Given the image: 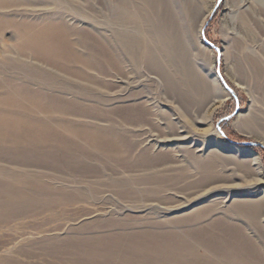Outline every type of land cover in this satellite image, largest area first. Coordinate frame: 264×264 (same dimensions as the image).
<instances>
[{
	"label": "rangeland",
	"instance_id": "374dc122",
	"mask_svg": "<svg viewBox=\"0 0 264 264\" xmlns=\"http://www.w3.org/2000/svg\"><path fill=\"white\" fill-rule=\"evenodd\" d=\"M76 1L68 0L65 2L63 0V3L56 1L54 4L52 1V3L47 1V6L44 5L46 1H43L44 3L41 2L42 4L40 3L39 7L34 6V10L37 13L26 12L23 16L34 17V27H39V25L41 26L52 20L58 22L56 20L61 17L62 22L66 26L62 25L68 30L65 33L67 34L65 39L75 42L78 51L82 54L86 53L90 57L94 56L91 50L94 48V40H96L97 36L99 37L96 32L102 34V39L113 41L117 31H128L130 35H139L140 30L145 26L142 24L141 18L145 19L144 21L151 20L154 25H161L164 34L169 38L168 42L170 44L167 54H161L159 58L163 61L170 58L172 64H175L179 71L182 72L183 69H187L192 72L189 84L190 101L186 106L181 107L184 110H175V105L178 106V103L173 99L174 97L172 98V95L157 80H154L156 75L149 72L146 69V65L140 62L126 61L124 64L122 63L121 73L128 78L126 79L128 85L122 84L119 87V84H116L123 79L119 75L117 78L111 75L101 76L100 81L96 83L102 84L104 88L98 93L95 89V82H92V85L91 81L74 77L72 73L61 72V70L50 64L45 63L44 65V62L41 63V60H37L34 57H28L27 59L30 63H33L32 65L36 66L35 77L27 80L23 74L25 71L20 67L22 64L20 62L17 63L16 60L9 61V59H13V53L10 54L11 52L5 50L3 54L0 48V93L10 94L12 84L14 86H24L32 91L43 92L55 97L61 101L60 104L70 109V112L65 115L60 111L44 113L40 108L23 101V105L32 116L44 123L47 122L51 127L68 138L70 142L69 152L59 150L55 146L43 145L37 150H30L32 156L30 155V158H26L25 156H28L26 154L17 153L10 149L8 151L1 149L0 170L9 174L12 169L13 171H20V169L14 168L15 166L29 165L28 167L34 171L33 175L38 177L39 180L35 178H27L26 180L21 178L14 179L12 177H3L4 175L0 173V184L10 182L11 186L33 194L45 192H42V190L46 186L52 192L62 195L73 194L79 197L77 201L63 203L48 210L35 212L36 214L19 217L10 222L8 221V223L0 222V256L20 264H98L99 261L95 263L94 260L86 258L83 250L79 256L73 255L74 253L72 254L67 249V246L65 247L62 239L67 236L83 239L102 237L103 233L107 234L105 232H108V229H96L94 227L95 224H111L115 222L121 224L119 228L109 229L111 230L110 232L115 234L120 233V231L124 232L123 228L130 230L129 227H134L142 222L157 223L163 228H170L171 232H177L176 229L164 225V222H171L176 218H184L192 208H184L196 197L190 191L176 192V190L172 189L166 191L161 189L160 192L154 194L141 191L147 185L134 183L131 185L127 183L126 176L128 173H123V166L116 163L108 152L95 148V146L83 141L78 136H68L65 132L63 126L69 122L75 127L87 125L94 128L96 126L101 131L103 130L104 134H108L112 122L108 111L116 105L125 104L111 102L110 98L115 91L123 94L130 89L134 93H140V100L149 99L152 104L164 109L167 108V101L173 102L171 110L174 113H178L174 117L180 121L179 125L182 126L181 134L186 135V139L177 144L180 148L175 153L171 151L170 146L172 145H166V147L162 148H145L146 144L144 143L138 146L137 149L132 151V169L136 168L137 163L140 162L138 160L141 158L140 150L146 151L144 153L146 154L145 156H148V161H150V164L156 165L157 169L162 170L160 173L162 176L176 175L178 170L182 168H191L194 165L191 159V155L195 151L193 150L194 145L200 147L201 143L204 142L203 147L208 148L209 144H213L210 134L207 133L203 136L198 132V129L207 128L213 129L218 139L225 145H235L237 148H241L240 150L242 148L251 149L261 155L262 174L260 176L264 181V134L256 130L254 126L239 127L235 123L237 113L240 116L251 114L253 119H261L264 123V96L261 86L251 78L248 72V75L246 73L245 76L239 77L234 67L237 60L241 63L242 57L247 52L264 50V6L257 3L260 0H220L218 7L209 20L207 18L211 11L208 15L206 13L212 4L214 6L218 0L215 2L214 0H165L167 11L164 13L162 8L160 9V20L148 13L140 0H135L132 7L130 5L124 10L123 7L118 5L115 11L114 9L111 11L110 0H89L78 6H76L78 4V2L75 3ZM76 10L87 14L88 19L80 16L76 17L73 14ZM4 11L0 14H8L4 13ZM118 14H121L120 19L124 18L119 24L114 21L117 20ZM122 14H124L123 17ZM20 15L18 14L15 18L17 20L20 19ZM204 15L207 17L203 25L205 22L207 23L203 36L213 46L204 44L201 35L200 41L202 45L212 52L214 55L213 59L210 58L209 52L202 53L199 51L196 53L195 49L198 40L197 28H199ZM0 37L3 39L1 43H6L9 46L14 45L10 29L4 30ZM215 47L219 49L218 53ZM224 47H226L225 55L222 53L225 52ZM217 56L219 57L218 60ZM241 64L243 70H245L246 65L244 63ZM46 65L48 66L46 67ZM104 67L107 69L105 65ZM14 68L19 69V71ZM208 70L210 71L209 74ZM86 71L87 73L95 74L94 70L88 69ZM42 72L43 74L49 73V77L43 79L41 77ZM225 72L229 77L243 82L248 90L237 89L225 77ZM171 75L176 80L180 76ZM210 75L217 76L219 85L228 95L224 104L213 106V110H211L210 101L215 96V93H207L203 87L204 76L209 78ZM74 89L79 90L80 95H76L78 96L77 98L72 92ZM206 115L208 116V122H201L202 116ZM229 115H231L229 119H224ZM58 122L60 123L58 124ZM217 123L219 130L223 134L217 129ZM124 130H118L123 138L137 140V138H130L129 134ZM153 135V138L160 135L164 136L163 133L157 130L153 132ZM229 140L236 142L252 141L256 145L233 144ZM189 141L193 142L194 145L191 146ZM218 151L224 155L220 150ZM206 157L208 158L209 156ZM204 159L206 158L204 157ZM209 160L213 161L214 168L217 171L227 175L226 184L231 186L235 183L239 188V193L249 190L250 175L246 168L247 166L245 167V165L232 158L219 155L209 157ZM147 171L146 173L143 170L141 172L131 171L129 174L147 175ZM112 183L113 185L119 183L131 185V187L135 188V191L130 196L120 195L111 188ZM79 193H82V195H79ZM249 197H244L246 199L239 203L247 204L253 200H258L257 196H253L254 199L252 196ZM228 203L225 202V204ZM204 204L205 202L201 201L197 205ZM263 228L259 230V234L261 242H263L261 249L264 252ZM148 230L158 229L148 228ZM11 247L18 249V253L11 256L4 252L5 249H11Z\"/></svg>",
	"mask_w": 264,
	"mask_h": 264
},
{
	"label": "bare ground",
	"instance_id": "6f19581e",
	"mask_svg": "<svg viewBox=\"0 0 264 264\" xmlns=\"http://www.w3.org/2000/svg\"><path fill=\"white\" fill-rule=\"evenodd\" d=\"M43 1H46V4H44L46 6L48 4L47 1H52L53 4L56 1L63 3V0H0V13L3 10H5L4 13H8L0 14V35H2L4 30L10 29L14 40V45L9 46L6 43H1L3 39L0 37V48L3 54L5 50L11 52L10 54L13 53V59H9V61L16 60L17 63L20 62L22 64L20 67L25 71L23 74L27 80L35 77L34 72L36 70V66L32 65V62L30 63L27 59L28 57H34L37 60H41V63L44 62V65L45 63L50 64L61 70V72L72 73L74 77L91 81V83L100 81L101 76L111 75L117 78L119 75L120 78L123 77L120 83H116L119 84V87L122 84L128 85L126 80L128 78L121 73L122 63L124 64L126 61L140 62L146 65V69L149 72L156 75L154 80H157L172 95V98L174 97L173 99L178 103V106L175 105V110L183 109L181 107L188 104L190 101L189 84L192 72L187 69H183L182 72L179 71V68L172 64L170 58L164 61L159 58L161 54H167L170 44L168 42L169 38L164 34L161 25H154L151 20H147V22L141 18V22L145 26L142 27L143 29L140 30L139 35H130L128 31H117L113 41L102 39V34L96 32L99 37L97 36L96 40H94V48L91 49L94 56L90 57L86 53L82 54L79 52L75 42L65 39L67 35L65 33L68 30L66 27L64 28L63 25L65 24L62 22L61 17L56 20L58 22L52 20L41 26L39 25V27H34V17L23 16L26 12L37 13L34 10V6L39 7V4ZM88 1L77 0L75 3L78 2L76 4L78 6ZM134 1L110 0L111 11L113 9L115 11L118 5L123 7V10L130 5L132 7ZM140 1L145 6L146 11L158 18L157 20H160L161 8L164 13L167 11L165 0ZM257 3L264 6V0L257 1ZM211 8L206 15L209 14ZM18 14L21 15L19 16L20 19L17 20L15 17ZM61 14L63 13L61 12ZM73 14L76 17L80 16L88 19V15L82 11L78 12L76 10ZM120 15H116L117 20H114L117 24L124 19H120ZM206 15H204L199 28H197L198 40L195 49L196 53L199 51L202 53L209 52L210 58L213 59L214 55L212 52L202 45L200 41V30L207 17ZM123 16L124 14H122ZM224 48L225 52H222L223 55L226 53V47ZM241 63L246 65V71L243 70ZM241 63L237 60L236 64H234L238 76L241 77L245 76L247 72L250 73L251 78L261 86L264 96V50L247 52L242 57ZM88 69L94 70L95 74L87 73L86 70ZM15 70L19 71V69ZM209 73L210 71L208 70ZM171 74L180 75L179 79H174ZM224 75L237 89L248 90L243 82L229 77L226 72ZM207 76H204L203 87L205 92L215 93V96L210 101V107L213 110V106L224 104L228 95L219 85L217 76L210 75L209 78ZM41 77L46 79L49 77V73L43 74L42 72ZM74 80L76 81V79ZM102 88H104L102 84L96 83L95 89L98 93L102 91ZM129 91L130 89L123 94L115 91L110 98L112 103L125 104L116 105L108 111L112 121L108 134H104L103 130L101 131L96 126L94 128L87 125L75 127L67 121L65 126H63L65 132L68 136H78L83 141L95 146V148L108 152L116 163L123 166V173H128L127 176L125 175L127 183L131 185L133 183L147 185L141 191H146V193L150 194L160 192L161 189L164 191L172 189L176 190V192L190 191L196 197L184 208H192L184 218H176L171 222H164V225L176 229L177 232H171L170 228H163L157 223L142 222L134 227L128 226L130 230L123 228L124 232L120 231V233L115 234L110 232L111 230L109 229L121 227L118 222L95 224L94 227L96 229H108V232H105L107 234L103 233L102 237H90L88 239L67 236L68 238L62 239L65 247L67 246V249L72 254L74 253L73 255H76V257L83 250L86 258L94 260L95 263L99 261L98 264H264V252L261 249L263 242H261L259 234V230L264 227V181L260 176L262 174L261 155L251 149L242 148L240 150L241 148L239 149L235 145H225L218 139L213 129L201 128L198 129L199 134L203 136L207 133L210 134L213 144H209L208 148H206L203 147L204 142L198 147V145L196 146L189 141L190 145L195 147H193L195 151L191 155L192 163L194 164L191 168H182L178 170L176 175L162 176L160 175L162 170L157 169L156 165H152L148 161V156H145L146 154L144 153L146 151L140 150L141 158L138 159L140 162L137 163L136 168L132 169V151L137 149L138 146L144 143L146 144L145 148H162L166 147V145H172L170 146L171 151L175 153L180 148L177 144L185 140L186 135L181 134L182 126L179 125L180 121L174 117L178 113H174L171 110L173 102L167 101V108L164 109L152 104L149 99L140 100V93ZM72 92H74L75 98L78 97L76 95H80L78 89H74ZM23 101L40 108L44 113L60 111L65 115L70 112V109L60 104L61 101L55 97L43 92L32 91L24 86H14L12 84L10 94L0 93V151L1 149L5 151L10 149L17 153L26 154L28 156L25 157L30 158L32 156L30 150L34 151L40 146L48 145L69 152L70 142L68 138L51 127L47 122L44 123L32 116L23 105ZM207 117V115L202 116L201 122L207 123ZM235 123L239 127L254 126L256 130L264 134V123L261 119H253L251 114L240 116L237 113ZM119 129H125L124 131L129 134L130 138H137V140L123 138L118 132ZM156 130L163 133L164 136L160 135L153 138V132ZM218 150L224 155L220 154ZM218 155L232 158L245 165V167L247 166L246 168L250 175L248 191L239 193V188L235 183L231 186L225 183L227 175L217 171L214 168L213 161L209 160V157ZM206 156L209 157L207 158ZM54 161L57 162L56 160ZM28 166H15L14 168H18L20 171H13L12 169L7 174L5 171L0 170V173L4 175L3 177H12L14 179L21 178L26 180L27 178H35L39 180L38 177L33 175L34 171ZM168 168L170 169V167ZM142 170L145 173L148 170L147 175L129 174L131 171L141 172ZM9 183L0 184V222L8 223V221L10 222L19 217L48 210L63 203L77 201L79 198L73 194L62 195L52 192L46 186H43L44 190H42V192H45L33 194L11 186ZM131 185L123 183L113 185L112 183L111 188L120 195L130 196L135 191V188L131 187ZM254 188L257 189L254 190ZM79 195H82V193H79ZM249 196H252V198L257 196L258 200H253L247 204L239 203L246 199L244 197L248 198ZM201 201L205 202V204L197 205ZM225 202L229 203L225 204ZM148 228H156L158 230H148ZM17 250L11 247V249H5L4 252L12 256L18 253ZM0 259V264H20L14 260L10 261L7 258H2V256H0Z\"/></svg>",
	"mask_w": 264,
	"mask_h": 264
},
{
	"label": "water",
	"instance_id": "95a60500",
	"mask_svg": "<svg viewBox=\"0 0 264 264\" xmlns=\"http://www.w3.org/2000/svg\"><path fill=\"white\" fill-rule=\"evenodd\" d=\"M218 2H220V0H218L217 2H215V5L213 6V9L211 10V12H210V14L208 15V20L211 18V16H212V14H214V11L216 10V8L218 7V5H219V3ZM206 23L207 22H205L204 23V25L202 26V29L200 30V35H201V37H202V41L204 42V44H207V45H209V46H213L209 41H207L206 40V38L203 36V32H204V29H205V26H206ZM215 49L217 50V53L219 52V49L218 48H216L215 47ZM219 59V57L217 56V60ZM227 87V86H226ZM227 89H229V87H227ZM231 91V90H230ZM237 109V108H236ZM236 111V110H235ZM230 116L231 115H229V116H227V117H225L224 119H229L230 118ZM217 129L219 130V128H218V123H217ZM220 131V130H219ZM220 133L221 134H223L221 131H220ZM231 143H233V144H239V145H244V146H248V145H256V143L255 142H252V141H250V142H236V141H234V140H229Z\"/></svg>",
	"mask_w": 264,
	"mask_h": 264
}]
</instances>
